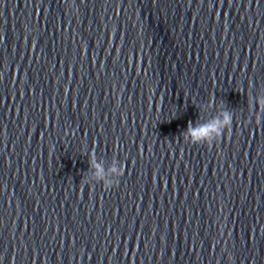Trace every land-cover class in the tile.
Segmentation results:
<instances>
[{"label": "water", "instance_id": "obj_1", "mask_svg": "<svg viewBox=\"0 0 264 264\" xmlns=\"http://www.w3.org/2000/svg\"><path fill=\"white\" fill-rule=\"evenodd\" d=\"M259 92L264 0H0V264H264Z\"/></svg>", "mask_w": 264, "mask_h": 264}, {"label": "clouds", "instance_id": "obj_2", "mask_svg": "<svg viewBox=\"0 0 264 264\" xmlns=\"http://www.w3.org/2000/svg\"><path fill=\"white\" fill-rule=\"evenodd\" d=\"M252 107L260 108V111H255V122L258 125L264 123V92H259L251 98ZM213 105H201V110L207 114L208 110ZM233 113L225 110L223 106H217L216 115L205 119L202 122L195 124L189 122L187 129L183 132L186 141L193 144L198 143H210L217 137L223 134V132L231 127L233 121ZM264 146H260L259 151H262ZM84 152L89 157V171L87 175L83 177L85 183H101L105 187H111L118 183L119 178L123 173V168L120 161L113 159L111 163L105 167L103 160H98L94 153H89L87 146H84Z\"/></svg>", "mask_w": 264, "mask_h": 264}]
</instances>
